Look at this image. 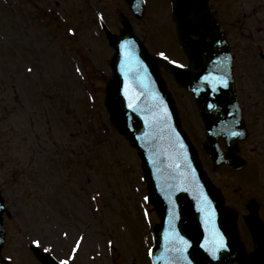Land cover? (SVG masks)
<instances>
[{"label":"rangeland","instance_id":"rangeland-1","mask_svg":"<svg viewBox=\"0 0 264 264\" xmlns=\"http://www.w3.org/2000/svg\"><path fill=\"white\" fill-rule=\"evenodd\" d=\"M211 1L223 16L241 99L249 106L264 100L258 95L264 93L258 56L264 0ZM146 4L137 18L124 0H0V185L8 212L3 255L10 264H39L29 251L33 240L67 264H150L155 209L146 202L135 148L109 123L104 105L114 51L100 26L106 22L118 33L127 18L150 53L186 63L170 1ZM165 76L199 147L205 138L194 101ZM258 129L242 151L260 173L213 169L201 153L216 186L229 188L227 204L240 215L238 233L248 252L241 204L260 196L264 205V131Z\"/></svg>","mask_w":264,"mask_h":264},{"label":"water","instance_id":"water-1","mask_svg":"<svg viewBox=\"0 0 264 264\" xmlns=\"http://www.w3.org/2000/svg\"><path fill=\"white\" fill-rule=\"evenodd\" d=\"M137 15L142 0H127ZM173 16L186 68L149 55L128 22L120 36L109 34L116 55L110 65L107 107L111 122L138 150L148 183V200L162 223L155 229L154 264H264V225L250 208L247 223L255 252L247 258L235 233V217L226 211L220 193L199 164L162 78L161 66L195 96L206 127L204 149L215 165L240 167L230 142L244 136L241 111L232 78V57L209 0H172ZM222 81H226L224 86ZM232 132L239 133L232 135ZM222 137L229 153L221 151ZM3 199L0 197V250L4 241ZM43 264H57L34 249Z\"/></svg>","mask_w":264,"mask_h":264},{"label":"flooded vegetation","instance_id":"flooded-vegetation-1","mask_svg":"<svg viewBox=\"0 0 264 264\" xmlns=\"http://www.w3.org/2000/svg\"><path fill=\"white\" fill-rule=\"evenodd\" d=\"M243 109L248 130L251 128L254 129L255 126L257 129L259 128L264 131V101H255L249 106V101L247 100L244 102ZM259 129L257 131H259Z\"/></svg>","mask_w":264,"mask_h":264},{"label":"snow or ice","instance_id":"snow-or-ice-1","mask_svg":"<svg viewBox=\"0 0 264 264\" xmlns=\"http://www.w3.org/2000/svg\"><path fill=\"white\" fill-rule=\"evenodd\" d=\"M161 55H163V53H161ZM222 83L224 84V86H227L226 81H222ZM231 134H232V135H238L239 133H237V132H232ZM40 243H41L40 240H33V241H32V244L37 245V246H39ZM109 243H111V242H109ZM77 244H79V241L77 242ZM45 251H48V249H45ZM7 260H8V261H11V257H8ZM60 264H67V262H66V261H61Z\"/></svg>","mask_w":264,"mask_h":264}]
</instances>
